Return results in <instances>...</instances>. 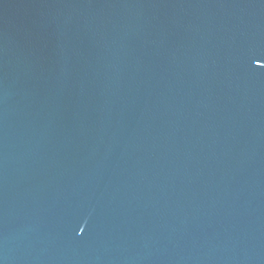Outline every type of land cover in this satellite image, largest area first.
<instances>
[{"label": "water", "instance_id": "water-1", "mask_svg": "<svg viewBox=\"0 0 264 264\" xmlns=\"http://www.w3.org/2000/svg\"><path fill=\"white\" fill-rule=\"evenodd\" d=\"M0 264H264V0H0Z\"/></svg>", "mask_w": 264, "mask_h": 264}]
</instances>
